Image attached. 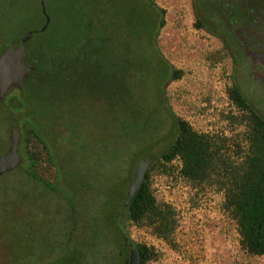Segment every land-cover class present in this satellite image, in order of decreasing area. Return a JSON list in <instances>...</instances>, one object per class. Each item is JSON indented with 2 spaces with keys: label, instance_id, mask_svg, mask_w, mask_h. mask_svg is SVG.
<instances>
[{
  "label": "rangeland",
  "instance_id": "obj_1",
  "mask_svg": "<svg viewBox=\"0 0 264 264\" xmlns=\"http://www.w3.org/2000/svg\"><path fill=\"white\" fill-rule=\"evenodd\" d=\"M217 1L109 0L108 9L122 16L116 26L122 28L124 18H129L132 32L138 35L127 38V55L121 58L125 66L112 72L119 84L98 87L94 93L100 98L94 94L69 102L59 113L53 111L36 120L54 158L58 185L52 192L41 188L25 176L22 163L0 176V264H55L54 258L71 249L83 264L117 263L121 253L109 231L110 216L117 210L135 163L148 157L140 149L137 161L132 162L139 144L131 145L130 140L144 120L149 125L157 120L154 136L145 138V143L168 133L166 112L162 109L157 115L162 106H168L194 129L212 131L227 103L224 89L234 85L264 118V87L249 57L241 52L238 38L242 28L226 27ZM44 2L47 10L58 9L59 18L73 12L74 6L63 0ZM96 2L81 0L75 7L90 9ZM150 2L163 20L160 27ZM14 8L16 20L9 24L8 34L12 39L40 24L34 0L27 18L18 4ZM197 14L203 18L201 28L194 27ZM62 25L53 24L50 34L55 35ZM223 41L230 57L213 62L209 57ZM169 67L182 72L178 80L164 81ZM161 85L163 101L157 90ZM9 127L6 113L0 109V157L7 149ZM159 146L155 145V150ZM17 154L22 160L19 149ZM157 185L178 211L177 248L170 249L134 228L127 233L132 243L144 242L160 253L151 264H264V257L247 258L238 250L233 224L217 199H192L161 179ZM126 258L123 256L124 261ZM63 259L56 264L72 262L69 255Z\"/></svg>",
  "mask_w": 264,
  "mask_h": 264
},
{
  "label": "trees",
  "instance_id": "obj_2",
  "mask_svg": "<svg viewBox=\"0 0 264 264\" xmlns=\"http://www.w3.org/2000/svg\"><path fill=\"white\" fill-rule=\"evenodd\" d=\"M40 1L44 5L45 0H34L40 24L24 29L19 37L12 39L8 34L12 28L9 24L16 20L12 17L14 7L18 4V10L27 18L32 13L29 14L32 0H0V51L30 31L24 63L33 68L19 91L7 92L0 102V109L6 113L7 124L16 126L17 151L19 149L23 156L21 163L25 176L52 192L58 185L57 169L36 120L46 118V114L53 111L59 113L69 102L91 98L96 95L94 92L98 87L118 85L112 72L125 66L121 58L127 55V38L138 35L132 32L129 18H124L122 28L116 26L121 15L108 9L109 0H97L90 9L75 7L81 0H63L74 6L71 15H66L65 19L56 14L57 8L47 10L44 7L49 22L41 32L44 17L40 12ZM150 4L157 16V8ZM158 17L155 23L160 27L163 20ZM202 21L197 14L194 27L201 28ZM56 22L63 25L51 35L50 27ZM227 55L228 50L222 44L209 58L219 62ZM168 69L164 81L181 77L180 70ZM160 78H164L162 73ZM161 88L162 85L157 90L163 101ZM224 94L227 103L219 111L218 126L212 131L194 129L187 120L174 115L168 106H162L157 114L162 109L167 114L170 128L166 135L145 143V138L154 136L157 120L153 119L155 125H149L146 120L141 125L136 124L138 134L130 142L139 146L131 157L132 162L137 161L140 149L148 153V159L157 156L166 146L170 148L148 168L140 190L130 204L122 208L123 191L117 210L110 216L112 230L109 231L121 253L115 264H124L123 256H127L128 246L123 238H128L130 228L145 232L170 249L177 248L178 211L160 193L158 179L172 188L184 190L192 199H217L221 211L233 224L238 250L247 258L264 257V118L236 86H226ZM9 115H12L13 122H10ZM169 136L171 139L168 140ZM159 144L155 150V145ZM128 242L136 249L139 264H151L159 259L160 253L153 246ZM67 255L71 264H83L74 249L54 258L55 264L61 259L66 260L63 258Z\"/></svg>",
  "mask_w": 264,
  "mask_h": 264
},
{
  "label": "water",
  "instance_id": "obj_3",
  "mask_svg": "<svg viewBox=\"0 0 264 264\" xmlns=\"http://www.w3.org/2000/svg\"><path fill=\"white\" fill-rule=\"evenodd\" d=\"M40 12L44 17V23L40 28V31H44L48 25L49 19L45 14L43 2L40 1ZM31 35L30 31H26L17 42L8 45L0 51V102L11 89L19 91L23 84V81L27 78L33 68L30 65L24 63L26 42ZM10 122H13V117H9ZM7 149L4 155L0 157V176L7 174L16 169L21 159L17 154L18 144V132L15 128V124L11 123L8 131ZM170 146H166L157 156H151L146 160H139L135 163L134 169L125 189V200L122 204V208H126L134 196L140 190L144 176L148 168L152 163L156 161L158 157L167 153ZM129 238H123V242L128 246L127 258L124 264H139L138 253L135 248L132 247L130 242L127 243ZM130 241V240H129Z\"/></svg>",
  "mask_w": 264,
  "mask_h": 264
},
{
  "label": "flooded vegetation",
  "instance_id": "obj_4",
  "mask_svg": "<svg viewBox=\"0 0 264 264\" xmlns=\"http://www.w3.org/2000/svg\"><path fill=\"white\" fill-rule=\"evenodd\" d=\"M217 8L223 9L226 27L242 28L238 38L241 52L249 57L251 68L264 87V0H220ZM226 48L228 50V46ZM227 56L230 57L229 50Z\"/></svg>",
  "mask_w": 264,
  "mask_h": 264
}]
</instances>
